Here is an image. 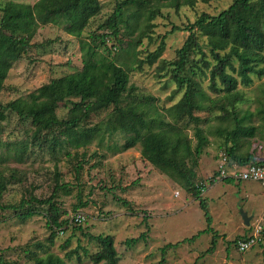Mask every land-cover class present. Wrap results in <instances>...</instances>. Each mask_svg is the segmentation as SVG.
Here are the masks:
<instances>
[{
  "label": "trees",
  "instance_id": "trees-1",
  "mask_svg": "<svg viewBox=\"0 0 264 264\" xmlns=\"http://www.w3.org/2000/svg\"><path fill=\"white\" fill-rule=\"evenodd\" d=\"M192 2L172 0L169 5L176 8L180 3L191 5ZM159 6L163 4L158 1L115 0L111 13L95 30L82 37L84 27L99 13V0H35L26 13L20 3L0 0V91L12 63L32 48V37L40 26L64 23L63 31L78 40L81 54L78 69L51 78L23 96L0 102V130L9 114H14L18 120H28L27 140L17 141V145V142H12L10 147H6L8 156L19 163L24 162L34 149L47 151L53 157L67 156L68 147H84L93 139L99 144L104 137L110 139L116 134L121 139L120 144L116 142L119 151L137 146L143 161L198 199L206 223L204 229L190 238L160 246V256L155 264H165L166 250L193 239L201 232H212L207 205L199 190L204 183L196 181L194 172L197 159L208 141L199 126L201 118L194 115L203 108L204 101H208L205 104L207 110L216 105L215 109L222 112L221 119H231L229 128L220 127L213 131L222 139V152L228 159L240 165L257 160L251 153L241 156L236 151L241 139L253 137L256 131L264 134V108L257 110L261 123L254 126L244 123L245 118L249 119V113L237 117L235 104L242 101L237 83L247 86L252 81V75L264 76V0H231L215 14L200 12L191 22L171 27V31H186L172 59L160 57L164 48V36L161 35L155 48L147 52L143 60H137V69L143 63L151 65L156 61L158 69L164 70L174 84L172 93H179L176 101L162 108L163 112L155 108L151 95L135 93V86L129 83L131 68H128L127 62L109 58L116 45L120 49L119 46L126 42L121 39L122 28L136 45L143 37L149 38L147 31L153 26L150 20L159 14ZM142 16L144 20L140 27ZM100 47L107 52L105 56L98 52ZM205 77L208 88L216 95L214 99L208 97L202 88ZM62 108L66 110L59 114ZM93 116L98 117L97 121L90 124ZM183 121L185 124L192 123L193 143L180 126ZM78 168L77 163L75 173ZM53 173L52 188L47 196H36L32 191L25 190L27 194L6 203L2 201L4 191L8 184L20 182L21 176L13 167H9L7 173L0 170V222L11 217L24 221L41 214L45 216V224L49 228V245L57 231L62 232L72 223L87 239L86 244L93 242L95 247L90 250L77 240L68 249L70 239L66 238L61 244L65 250L59 256L48 250V245L43 242H34L31 247L26 244L21 251L29 264H66L72 258L81 261V257L89 259L92 264H117L119 257L112 235L93 234L87 229L82 231L79 223L73 221V215L69 220L60 218L57 191L68 189L69 184L59 182L58 174ZM216 180L214 170L208 183ZM220 180L226 183L234 181L231 178ZM117 200L127 205L126 200ZM141 221L146 225V231L125 238L122 245L129 247L145 240L148 225L144 218ZM245 229L247 232L231 241L234 248L236 241L249 233V227ZM263 241L264 227L256 244L260 245ZM212 250L213 243L201 255ZM0 264L16 263L4 260L0 255Z\"/></svg>",
  "mask_w": 264,
  "mask_h": 264
},
{
  "label": "rangeland",
  "instance_id": "rangeland-1",
  "mask_svg": "<svg viewBox=\"0 0 264 264\" xmlns=\"http://www.w3.org/2000/svg\"><path fill=\"white\" fill-rule=\"evenodd\" d=\"M13 1L20 3L23 12L26 13L27 8L35 0ZM149 1L163 4L159 6V14L150 20L153 26L147 31L149 38L143 37L136 45L128 39L122 28L121 39L127 43L121 44L120 49L116 45V49L111 50L109 58L126 61L128 68H131L129 83L135 86V93L151 95L155 108L163 112L162 108L176 101L179 93H172L174 84L165 75L164 70L158 69L156 61L151 65L143 63L141 68L137 69V60H143L145 54L155 48L161 35L164 36V48L160 57L172 59L174 50L181 45L186 31L179 29L171 31V27L191 22L200 12L215 14L225 8L231 0H193L191 5L180 3L176 8L169 5L172 4V0ZM99 2V13L84 27L82 37L95 30L96 26L111 13L115 4V0ZM143 20L142 16L140 27ZM63 24H46L38 27L31 40L32 48L12 63L4 79V87L0 91V102L5 103L23 96L49 79L80 67L78 40L63 31ZM98 52L104 56L107 53L101 47ZM161 73L162 75H158ZM202 88L208 97L212 99L216 97L208 88L206 77L202 81ZM236 88L242 95V101L235 104L237 117L249 113V119L245 118L244 123L248 122L254 126L260 124L261 119L256 112L264 108V76L252 75L249 85L237 83ZM207 103L208 101H204L203 108L194 112V115L201 118L199 126L208 140L197 159L194 172L196 181L204 183L201 197L207 205L211 219L209 227L212 232H201L193 239L166 250L165 264H264V241L241 253L231 242L247 232L239 216L240 209L246 212L247 216H260L264 220V189L253 181L226 183L216 180L208 183V178L215 170L218 155L223 150L222 139L213 134V131L220 127L229 128L231 119H221L222 112L215 109L216 105H213L210 111L207 110L205 106ZM65 110L59 109V114ZM97 118L93 116L90 124L95 123ZM28 123V120H18L14 114H9L2 122L0 170L7 173L8 168L13 167L21 176L20 182L8 184L2 195L3 202H13L27 194L26 191H32L31 193L36 196H47L52 188L53 172H56L59 182L69 184L68 189L57 191L56 202L60 209V218L69 220L75 211H79L84 215V221L81 224L77 223L82 231L87 229L93 234L112 235L119 257L117 264H155L160 256L158 250L160 246L167 242L174 243L183 238H190L205 228L206 223L198 206V199L193 198L182 185L143 161L137 146L119 151L116 147V142L119 144L121 142L119 134L110 139L104 137L99 144L93 139L84 147L77 149L68 147L67 156L53 157L47 151L34 149L24 162H16L13 157L8 156L6 147H10L12 142L27 140L26 134L30 129ZM180 126L193 143L192 123L185 124L183 121ZM236 153L241 156L251 153L255 159H264V134L256 131L253 137L241 139ZM77 163L79 168L75 173ZM174 191H178L177 196L173 195ZM117 198L126 200L127 205L120 203ZM143 218L148 225L145 240H139L136 245L129 247L122 245L125 238L135 237L139 232L146 231V225L141 221ZM73 226L74 224L69 223L62 232L57 231L52 237V244L49 245L47 242L49 228L45 224V216L33 215L24 221L8 218L0 222V255L9 262L29 264L24 252L21 251L26 244L31 247L34 242H43L48 245V250L59 256L65 250L61 244L66 238L70 239L68 249L72 248L77 240L87 245L90 250L95 247L93 242L88 241L86 244L87 239ZM212 238L215 239L212 241ZM212 243L213 250L201 255V252ZM66 264L92 263L89 259L81 257V261L72 258L66 261Z\"/></svg>",
  "mask_w": 264,
  "mask_h": 264
},
{
  "label": "built area",
  "instance_id": "built-area-1",
  "mask_svg": "<svg viewBox=\"0 0 264 264\" xmlns=\"http://www.w3.org/2000/svg\"><path fill=\"white\" fill-rule=\"evenodd\" d=\"M216 178H231L234 181H253L258 183L264 189V159L256 160L252 163L243 165L232 162L223 152L218 155L215 166ZM200 192L204 191L203 185L200 186ZM174 196L178 195V191L173 192ZM84 220L82 212L77 211L73 214V221L81 223ZM249 233L243 239H238L235 243V249L243 252L249 247L256 244L260 239V233L264 227V220L260 216L252 219L249 224Z\"/></svg>",
  "mask_w": 264,
  "mask_h": 264
},
{
  "label": "water",
  "instance_id": "water-1",
  "mask_svg": "<svg viewBox=\"0 0 264 264\" xmlns=\"http://www.w3.org/2000/svg\"><path fill=\"white\" fill-rule=\"evenodd\" d=\"M239 216L241 218L243 225L247 226L250 217L247 216L246 212L242 211L241 209L239 210Z\"/></svg>",
  "mask_w": 264,
  "mask_h": 264
},
{
  "label": "crops",
  "instance_id": "crops-1",
  "mask_svg": "<svg viewBox=\"0 0 264 264\" xmlns=\"http://www.w3.org/2000/svg\"><path fill=\"white\" fill-rule=\"evenodd\" d=\"M247 215V214H246ZM250 218H249V221H248V225L247 226H249V224L252 222V219H254V218H256V217H253V216H249ZM258 217V216H257ZM244 227H246L245 225H244Z\"/></svg>",
  "mask_w": 264,
  "mask_h": 264
}]
</instances>
